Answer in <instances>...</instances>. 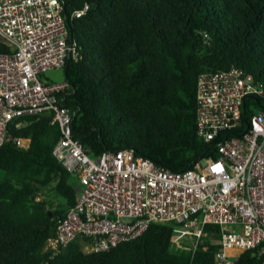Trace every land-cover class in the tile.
I'll return each mask as SVG.
<instances>
[{
  "label": "trees",
  "instance_id": "obj_1",
  "mask_svg": "<svg viewBox=\"0 0 264 264\" xmlns=\"http://www.w3.org/2000/svg\"><path fill=\"white\" fill-rule=\"evenodd\" d=\"M60 2L77 52L65 67L64 105L73 137L91 156L132 147L175 171L219 156L221 138L207 143L197 133V82L202 73L238 67L264 85V0ZM86 3L89 9L75 16ZM0 51L11 49L0 42ZM245 103L246 124L250 105L263 102ZM52 118L21 117L0 145V264H217L215 224L205 226L196 250L189 239L174 242L175 223L153 222L107 251L86 253L75 240L55 257L44 253L81 192L53 155L62 134ZM232 264H264V253L247 250Z\"/></svg>",
  "mask_w": 264,
  "mask_h": 264
},
{
  "label": "built area",
  "instance_id": "obj_2",
  "mask_svg": "<svg viewBox=\"0 0 264 264\" xmlns=\"http://www.w3.org/2000/svg\"><path fill=\"white\" fill-rule=\"evenodd\" d=\"M88 9L86 3L74 15ZM66 20L60 0H0V42L11 49L0 51V145L9 139L10 123L53 113L62 134L53 155L81 185L78 201L56 223L44 253L55 257L75 240L86 253L107 251L141 236L153 222H172L174 242L189 239L193 250L205 226L218 225L217 264H232L250 249L263 254L262 82L238 67L199 76L197 133L207 143L221 138L217 158L175 171L132 147L93 157L73 137L71 110L64 105L70 84L43 80L44 71L65 68L67 59L77 56ZM258 98L263 103L250 105L254 113L245 124V101Z\"/></svg>",
  "mask_w": 264,
  "mask_h": 264
},
{
  "label": "rangeland",
  "instance_id": "obj_3",
  "mask_svg": "<svg viewBox=\"0 0 264 264\" xmlns=\"http://www.w3.org/2000/svg\"><path fill=\"white\" fill-rule=\"evenodd\" d=\"M43 80L56 84L67 82L65 68H51L44 71ZM71 182L77 188L81 186L79 181L75 178V176L71 179Z\"/></svg>",
  "mask_w": 264,
  "mask_h": 264
},
{
  "label": "water",
  "instance_id": "obj_4",
  "mask_svg": "<svg viewBox=\"0 0 264 264\" xmlns=\"http://www.w3.org/2000/svg\"><path fill=\"white\" fill-rule=\"evenodd\" d=\"M71 42V41H70ZM244 110H245V113H246V106H244Z\"/></svg>",
  "mask_w": 264,
  "mask_h": 264
}]
</instances>
